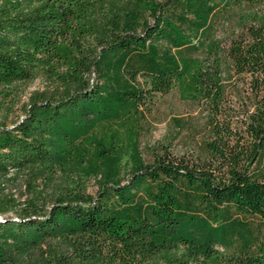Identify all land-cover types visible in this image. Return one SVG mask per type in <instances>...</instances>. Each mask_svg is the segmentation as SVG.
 Returning a JSON list of instances; mask_svg holds the SVG:
<instances>
[{
    "label": "trees",
    "instance_id": "1",
    "mask_svg": "<svg viewBox=\"0 0 264 264\" xmlns=\"http://www.w3.org/2000/svg\"><path fill=\"white\" fill-rule=\"evenodd\" d=\"M37 77L63 87L0 123V188L41 182L24 207L0 193V264H264V0H0V96ZM174 89L203 122L173 118L189 146L148 162L146 113ZM62 177L104 183L39 205Z\"/></svg>",
    "mask_w": 264,
    "mask_h": 264
},
{
    "label": "rangeland",
    "instance_id": "2",
    "mask_svg": "<svg viewBox=\"0 0 264 264\" xmlns=\"http://www.w3.org/2000/svg\"><path fill=\"white\" fill-rule=\"evenodd\" d=\"M218 32L221 36L225 34L221 28H219ZM93 76L94 74L92 73L88 77L92 79ZM248 79V77H245L237 81L231 91L232 99L230 104L235 108L236 113L233 119L236 121L235 124L237 126L242 124L244 120L242 114L246 109L253 110L249 104L251 101V93ZM62 87L63 83L47 77H37L27 84L17 85L8 96H0V123L5 122L9 127L13 126L15 122L25 117L29 101L35 93L44 91L57 93ZM173 118H179L183 121L190 120L198 127L203 122L201 112L197 109V106L188 101H183L180 95H178L177 89L160 96L149 112L146 113V119L143 122L144 129L139 138V150L146 161H151L148 155V148L158 142L172 143L173 150L179 153L185 152L187 146H189L187 144L189 140L187 133L189 130L186 127H180L178 129L173 125ZM192 132L196 133L194 130ZM121 173L122 184H124L129 180L131 173L125 168ZM8 178V180L4 181L3 186H1L2 190H0V193L12 195L13 199L18 200L23 207L31 203V189L35 186L39 187L40 180H30V176L25 171L11 172ZM103 183V179L97 177L90 179L62 177L57 179L55 185L49 187L44 192L45 196L39 201V205L48 207L51 202L58 198L94 199L101 191ZM28 208H30L29 205ZM6 215L11 216L12 212H8Z\"/></svg>",
    "mask_w": 264,
    "mask_h": 264
}]
</instances>
